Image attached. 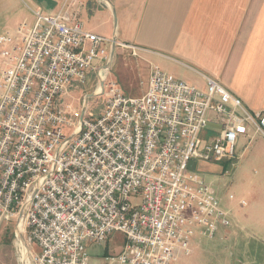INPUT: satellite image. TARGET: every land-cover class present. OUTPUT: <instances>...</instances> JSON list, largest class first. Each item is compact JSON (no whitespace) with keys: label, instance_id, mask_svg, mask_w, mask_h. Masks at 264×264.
Here are the masks:
<instances>
[{"label":"built area","instance_id":"built-area-1","mask_svg":"<svg viewBox=\"0 0 264 264\" xmlns=\"http://www.w3.org/2000/svg\"><path fill=\"white\" fill-rule=\"evenodd\" d=\"M78 8H30L33 23L0 34V227L22 225L35 264H95L89 244L116 232L122 250L99 264H178L233 224L199 162L233 164L240 137L264 139V112L210 75L195 70L201 88L156 64L146 92L126 94L99 66L112 45L149 50L85 30ZM92 70L97 117L65 99Z\"/></svg>","mask_w":264,"mask_h":264},{"label":"crops","instance_id":"crops-1","mask_svg":"<svg viewBox=\"0 0 264 264\" xmlns=\"http://www.w3.org/2000/svg\"><path fill=\"white\" fill-rule=\"evenodd\" d=\"M63 1L0 0V12L7 19L4 31H14L23 22L33 23L35 17L30 8L56 12ZM78 2V16L85 30L148 49L140 51L148 62L175 77L172 65L178 63L185 68L188 82L201 88L205 87V82L195 70L210 75L239 96L250 109L264 112V0ZM121 49V45H112L111 62L101 64L98 72L116 79L111 68L115 54ZM0 63L3 64L2 58ZM91 81L101 83L95 70L89 73L88 84ZM122 83L125 84L123 79ZM97 84V93L103 94ZM147 84L148 80L146 90ZM86 87L73 84L68 94L84 91ZM236 153L238 158L227 171L230 177L225 187L229 194L243 197L246 206L231 204L229 199L226 204H230L234 220L231 226L222 229H226L225 236L233 250L231 264H264V139L240 137ZM219 181L223 183V179ZM226 195L229 197L228 193ZM219 197L222 201V196ZM107 241L89 244L95 264L111 255L105 250ZM119 243L123 247L124 237Z\"/></svg>","mask_w":264,"mask_h":264},{"label":"rangeland","instance_id":"rangeland-1","mask_svg":"<svg viewBox=\"0 0 264 264\" xmlns=\"http://www.w3.org/2000/svg\"><path fill=\"white\" fill-rule=\"evenodd\" d=\"M25 7L28 10V7ZM6 25L7 19L0 12V34L3 32H11L4 31ZM1 66L2 64L0 63V69ZM150 68L151 63L148 62L143 54L139 52L134 55L129 47L123 46V49L115 54L111 73L112 76L117 79V82L126 94L130 96H140L146 92V82L148 80ZM171 71L177 75V77L179 76V78L188 81L185 68L178 63L172 65ZM122 79L125 81V84L122 83ZM134 83L136 84L134 85ZM96 84L97 81L96 83L95 81H91L85 88L86 90L83 89L84 91L68 94L66 101L75 108H80L82 110L85 108V114L88 117L99 116L104 106L105 94L97 93ZM125 85L128 86V88H125ZM86 94L90 95L86 96ZM70 133L71 129L66 128L65 134L69 135ZM230 168V161H223L217 164L199 162L198 165L199 172L203 174L208 182L212 183L217 194H219L218 196H222L223 207L231 212L232 208L230 204H226L229 199V201H232L231 204L240 203L243 206H246V201H243L244 199L240 195H238L239 197H235L234 194H229V192H227V187L225 186L227 178L229 180L230 177V174H227ZM219 179H223V183H220ZM227 193L229 197L226 195ZM231 216L233 218L232 213ZM16 226V223L11 221L8 225H2L0 227V264H32L33 262L31 256L33 257L34 248L27 246L31 255L24 254V239ZM225 231L226 229L219 230L214 239L203 237L200 240H196L197 243L194 242L195 245L192 247V253L183 257L178 264H231L233 250L230 246V240L225 236ZM113 236L114 238L112 237L111 239L110 237L111 240L105 243L107 246L105 250L111 255H117L122 250V244L119 243V241L123 239L124 235L116 232Z\"/></svg>","mask_w":264,"mask_h":264},{"label":"bare ground","instance_id":"bare-ground-1","mask_svg":"<svg viewBox=\"0 0 264 264\" xmlns=\"http://www.w3.org/2000/svg\"><path fill=\"white\" fill-rule=\"evenodd\" d=\"M21 228H22V225L18 228V231H19V232H21ZM22 241H23V240H22ZM24 245H25V247H24V254L26 253V254H28V255H31V254H30V250H29V248L26 246L25 243H24ZM26 248H28V249H26ZM25 251H26V252H25ZM26 254H25V255H26ZM29 257H30V256H29ZM31 258H32V256H31ZM31 260L33 261V259H31ZM33 262H34V261H33ZM33 262H32V264H34Z\"/></svg>","mask_w":264,"mask_h":264},{"label":"water","instance_id":"water-1","mask_svg":"<svg viewBox=\"0 0 264 264\" xmlns=\"http://www.w3.org/2000/svg\"><path fill=\"white\" fill-rule=\"evenodd\" d=\"M195 166H196V162L193 161V162L190 163V168H191V169H194Z\"/></svg>","mask_w":264,"mask_h":264}]
</instances>
